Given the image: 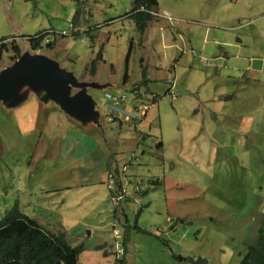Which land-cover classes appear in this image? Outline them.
I'll use <instances>...</instances> for the list:
<instances>
[{"label": "rangeland", "instance_id": "1", "mask_svg": "<svg viewBox=\"0 0 264 264\" xmlns=\"http://www.w3.org/2000/svg\"><path fill=\"white\" fill-rule=\"evenodd\" d=\"M134 1L12 0L0 5V41L16 36L19 43L12 38L6 42H16L26 52L46 54L80 81L94 84L88 86L95 102L94 115L68 113L77 123L82 120L81 132L91 137V146L82 145L71 153L62 149L66 154L57 165L69 170L71 163L81 164L84 176L92 168L97 171L94 182L101 187L106 171L115 163L121 167L127 164L132 179L143 178L144 194L125 195L120 201L111 195L106 201L118 215L104 235L110 234L111 240L106 239L114 247L118 240L128 248L129 264H133L128 261L130 255L135 264H239L255 233L257 238V225L243 223L240 239L238 228L227 215L251 211L253 221L264 212V0H158L150 22L155 21L156 30L161 21H170L165 12L176 24L184 22L180 27L172 21L162 24L173 33L170 36L169 29L164 32L170 40L167 46L157 42L153 28L143 33L138 30L128 15ZM41 32L47 33L43 45L33 49L29 37ZM49 42L55 44L53 48H48ZM12 54L4 51L0 55V70L12 63ZM253 56L263 60L262 66L254 71L245 69L237 81L230 79L234 90L224 95V81L237 76ZM191 66L195 69L189 70ZM144 67L149 85L142 81ZM27 86L30 88V84L22 86L21 93ZM79 89L74 87L73 92ZM136 91L141 101L150 102L152 94L158 96L147 117L128 123L123 115L113 118L108 114V93L126 92L132 99ZM41 92L47 95L44 89ZM230 94L238 99L237 104L236 98L222 103ZM191 96L218 101L210 102L205 114L201 104L192 105ZM37 97L31 90L20 109L4 107L12 99L0 100V136L9 150L0 156V218L19 194V183L26 182L23 170L31 156L42 152L38 141L48 140L41 133V117L32 100ZM134 106L125 104L128 110ZM138 132L150 135L146 138L139 133L138 140ZM216 161L213 176L207 175V166ZM50 164L48 161L43 172L34 166L33 179H55L50 176ZM159 176L167 185L153 187ZM101 187L97 194L100 200ZM94 203H88L85 210ZM209 203L211 210L213 206L223 214L214 224L205 221ZM169 206L175 213L169 212ZM123 208L129 223L125 214L121 215ZM180 210H187L188 217L176 218ZM169 215L175 217L173 222L167 221ZM91 260L103 264L101 257Z\"/></svg>", "mask_w": 264, "mask_h": 264}, {"label": "crops", "instance_id": "2", "mask_svg": "<svg viewBox=\"0 0 264 264\" xmlns=\"http://www.w3.org/2000/svg\"><path fill=\"white\" fill-rule=\"evenodd\" d=\"M10 3H12V0H0V5H3V6L10 4ZM163 21L160 22V25L157 27V30L154 26L155 21H153L147 27V29L149 27L153 28L155 30L154 33H157L158 35L157 42L163 43L164 45L167 46L170 40L167 37H164V32H166V30L169 29L168 34L172 36L173 33L171 32V29L169 27L166 28L165 26L162 25L163 23H165L166 25H169L170 21L169 22L168 21L163 22ZM174 23L175 25L180 27L182 23L184 22H181L178 24H176V22ZM161 26L164 27L165 30H162ZM159 33H160V36H159ZM5 37H8V36H5ZM10 38H12L13 40H16L19 43L16 36L9 37L7 38V40ZM173 40L174 41L177 40V36H176V39L173 38ZM220 43H223V42L221 41ZM170 45H174V43L172 42ZM20 48L22 49V53L27 51V49H24L21 46ZM222 53L215 56V58L221 57ZM257 56H253L250 59L249 65L242 66V69H240V72L238 73L237 76H234V77L229 76V79L227 81L226 80L224 81V83L226 82V88L224 90V95L229 94L231 91L234 90V89L231 90L233 86L232 84L233 82H229L230 79H234L237 81L241 77L242 72L245 69H248V70L251 69L252 71L256 70V69L251 68L252 66L251 64H252V60L256 58ZM14 60L15 59L12 60V63ZM203 61H207V59L204 58ZM172 66H173V69H176L175 63ZM193 69H195V67L193 66L189 67V70H193ZM149 82L150 81H148V83L145 85H149ZM29 87L30 88H28V86L24 88L22 93H21L22 88L20 89L21 100L19 102L14 103L13 99L12 101L7 100L6 104H4V107H7L8 105V106H15V107H18V109H20L19 108L20 105L24 104L29 99L31 90L34 91L38 95V97L36 99L32 98V100L36 103L38 117H41V119L39 120L40 125L42 124V127H43V131H41V133L42 135H45L48 138V140L43 139L41 141L40 139L38 141L37 145L39 146L42 152L38 156H36V153L34 154L33 157L31 156L30 160L27 163L28 168L23 170V175L26 178V182L21 181L19 183V189H18L19 194L16 195V197H14L11 208L13 206H18V208L20 209L22 213L37 220L39 224L43 225L45 228H47L48 230L54 233L64 232L66 235L65 237L66 240L72 246L83 244L84 249L86 248V250L85 251L83 250V252L80 254L79 264H93L91 259L92 258L97 259L98 257L102 258L103 264L105 263L118 264L114 244L112 245V242L106 239V237L110 238V234L108 236H105L106 230L112 229V223L113 224L116 223L114 217H117L116 215H118V213L116 211L114 213V210L112 211L110 205L107 204L106 206V201L110 200L111 193L110 192L108 193L105 189L109 191V188L108 187L106 188V186L108 185V182L106 181L108 177V173L113 170H120V169L123 171L124 170L123 167H125L127 164L123 165L122 167L120 166L119 163L110 165L109 169L106 171L107 172V175H105L106 180H104L107 185L105 186V182H103L104 183L103 187H101L100 184H96L94 182L97 171L93 172L92 168L87 169L85 172V176H84L81 164L77 165V164L71 163L69 170L66 169L64 166L62 167L60 165H57V162H59V159L61 158V156L63 154H66L62 152V149H66L69 153H71L74 149L79 148L82 145L91 146L90 141L92 139L88 135L84 136L82 134L81 128L83 124L80 123V121H82L81 119H79V122L77 123L76 122L77 120L75 121V119L68 114L69 112H67L60 105V103L52 100L51 98L48 97V95L41 94L42 89L39 91H35L31 86ZM139 97H141V95ZM206 97L203 99L202 98L200 99L199 97L191 96V99L194 101L192 105L201 104L203 108L202 112L203 113L205 112V114L209 113L207 112V108H206L207 105L212 101H218L217 99L216 100L207 99ZM234 98L236 97L231 95V97L228 99L233 100ZM228 99L225 96V100L223 99L222 103L230 101ZM157 100H158V96L156 97V94H152V96H150V102H146V101L144 102L150 106L149 107L150 109L151 107L155 106V104L158 102ZM237 103H238V99L236 98V104ZM149 109L146 112L144 117L148 116ZM200 110L201 109H199V111ZM196 111H198V109ZM229 112L230 110L227 113ZM217 116L218 115L216 114L213 115V117L215 118ZM140 120L141 118L139 119V121ZM139 123L140 122H138V124ZM138 124L135 125V129L137 128ZM224 124L226 125L225 122ZM139 133L146 134V138H147V135H150L148 132H147L148 134L145 132H138V140H140ZM160 147H162V145ZM7 149L8 147L6 148L3 138L0 136V156L3 154L7 155L9 153V150ZM89 153H90V149L85 151L86 156ZM200 155L202 156L203 154L200 153ZM48 161L52 162V164H50L52 167L51 168L52 170H49V169L47 170L51 171L50 176H54L56 178L55 179L48 178L49 179L48 180L45 177H39L38 179H33L35 172L32 171V168L35 166L36 171L43 172L47 168ZM218 163L219 161H216L213 164H210L209 166H207V169H208L207 175L213 176L214 171H215V168H213V166L217 165ZM125 172H126V175H128L131 182L133 180L136 182L137 179L139 178L138 177L137 179L136 178L132 179V176H130L127 170H125ZM158 178H159V181H156L158 183L151 184L153 185V187L159 184H162V183L167 185V180L162 181V178L160 176L157 177V179ZM100 187L103 188L102 190L103 196L101 200L98 199V196H97L98 191L100 190ZM171 190L173 191V188ZM167 191L169 192L168 187H167ZM85 192H86V195H85ZM142 193L143 192L139 193V195H141ZM173 193H176V190H174ZM131 195L135 196L138 194L132 193ZM175 196L176 194L172 195L171 198ZM128 197L131 198V196H128ZM91 202H95V203L89 207V210L87 209L85 210L86 205ZM101 206H103V210L101 209ZM169 208H170L169 209L170 213H175V212H171L172 207L169 206ZM8 209L10 208L8 207ZM122 211L123 212H121V215L125 214L126 222L129 223L128 216L124 208L122 209ZM207 212L209 213V217L208 218L205 217L206 219L205 221L210 224H214L215 218H219L223 216V214H220L219 210L213 208V206L211 210V203H209V208ZM263 213L264 212H261L259 217L256 216V219H254L253 221H252L253 213L251 211L247 212L243 210L239 212V215L232 213L231 215H227V216L230 217L231 225L238 228V231L240 234L239 238L241 239L242 234H244L242 233L243 223L248 224V222H253V225L251 227H255V225H257V227L255 228L258 231V228H259L258 225H260V222H261L260 220L263 216ZM176 215H177L176 218H179L180 215H181L180 217H188V212L187 210H180L176 213ZM174 219L175 217L172 215H169L167 217V221H170V222H173ZM139 227L140 229L144 230L142 226L139 225ZM161 228L165 229V227H161ZM86 230L87 232H90L88 233V235H86ZM97 232L100 235L95 236ZM245 233H247V230H245ZM255 235L256 233L253 235V240L251 244L254 243ZM89 245H91L92 248ZM88 248L91 249L90 254L86 255L85 252L88 250ZM127 250L128 248L126 249V251ZM84 258L85 260L83 261ZM124 259L127 262L126 252L124 255ZM128 261L135 264L133 261L132 255L128 257Z\"/></svg>", "mask_w": 264, "mask_h": 264}, {"label": "trees", "instance_id": "3", "mask_svg": "<svg viewBox=\"0 0 264 264\" xmlns=\"http://www.w3.org/2000/svg\"><path fill=\"white\" fill-rule=\"evenodd\" d=\"M158 7V0H135L128 15L143 33L155 18ZM78 18L79 11L75 22ZM44 35L41 32L29 37L33 49L38 50L43 45ZM7 38L9 37L1 39L0 55L4 51H12L13 59L16 60L22 54L20 45L16 42L7 43ZM47 44L48 48L55 45L51 42ZM146 72L147 68L144 67L142 81L145 84L149 81ZM156 183L158 182H154ZM65 237L64 232L54 233L48 230L37 220L22 213L18 206H13L0 218V264H79L84 245L72 246ZM118 264L128 263L123 258ZM239 264H264V213L256 241L249 245Z\"/></svg>", "mask_w": 264, "mask_h": 264}, {"label": "water", "instance_id": "4", "mask_svg": "<svg viewBox=\"0 0 264 264\" xmlns=\"http://www.w3.org/2000/svg\"><path fill=\"white\" fill-rule=\"evenodd\" d=\"M262 64L260 58L252 60L255 69ZM25 84H30L35 91L44 89L48 97L60 103L67 112L94 115L92 110L95 102L88 93V86L94 84L80 81L45 54L24 52L12 64L0 70V100L13 99L14 103L19 102V91ZM74 87L80 89L73 92ZM230 97L226 96L227 99Z\"/></svg>", "mask_w": 264, "mask_h": 264}, {"label": "built area", "instance_id": "5", "mask_svg": "<svg viewBox=\"0 0 264 264\" xmlns=\"http://www.w3.org/2000/svg\"><path fill=\"white\" fill-rule=\"evenodd\" d=\"M165 16L167 17V19L174 23L175 19L172 15H168L165 12ZM137 93L138 91H136L135 97H133L132 99H129L128 94L126 92L118 95L114 93H108L107 96L109 98V101L106 103L107 107L110 109L108 111V114L113 118H116L118 115H123V118L128 123H134L141 117H144L150 106L147 105L144 101H141L139 97L140 95ZM127 103H134V109L128 110L127 107H125V104ZM123 168V171L120 169L118 171L113 170L109 172L106 180L108 182L107 186L111 190V195L117 196L119 198V201L125 195L131 196L132 193L139 195V193H141L143 190L141 188V184L143 181L142 178L139 177L133 185L129 184L131 183V180L125 172L127 168L126 166ZM129 186H131V188L133 186L132 190H128ZM114 187H116L115 192H113ZM115 249L117 260H122L126 252L125 245L117 240L115 244Z\"/></svg>", "mask_w": 264, "mask_h": 264}]
</instances>
